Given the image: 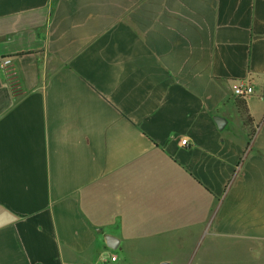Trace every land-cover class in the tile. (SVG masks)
<instances>
[{"label":"crops","instance_id":"crops-1","mask_svg":"<svg viewBox=\"0 0 264 264\" xmlns=\"http://www.w3.org/2000/svg\"><path fill=\"white\" fill-rule=\"evenodd\" d=\"M165 261L264 264V0H0V264Z\"/></svg>","mask_w":264,"mask_h":264},{"label":"built area","instance_id":"built-area-1","mask_svg":"<svg viewBox=\"0 0 264 264\" xmlns=\"http://www.w3.org/2000/svg\"><path fill=\"white\" fill-rule=\"evenodd\" d=\"M5 63H7L5 61ZM253 95V88H252V85L250 84L249 81H246V80H240L238 82H236L235 86L233 87V90H232V96L238 100H245L246 98L250 97ZM180 145L183 146V147H186L187 146V143L185 140H180ZM101 259V262L103 263H106L109 261L111 262H115L116 260V257L115 256H111L109 258L107 257H102L100 258Z\"/></svg>","mask_w":264,"mask_h":264},{"label":"water","instance_id":"water-1","mask_svg":"<svg viewBox=\"0 0 264 264\" xmlns=\"http://www.w3.org/2000/svg\"><path fill=\"white\" fill-rule=\"evenodd\" d=\"M103 241L106 245V247L112 251H116L118 249L119 241L117 238L110 236V235H104ZM158 264H170V262H160Z\"/></svg>","mask_w":264,"mask_h":264},{"label":"trees","instance_id":"trees-1","mask_svg":"<svg viewBox=\"0 0 264 264\" xmlns=\"http://www.w3.org/2000/svg\"><path fill=\"white\" fill-rule=\"evenodd\" d=\"M24 54H20V56H23ZM237 108L240 113V116L242 117L244 124L249 125L251 124V118L247 114L245 102L243 100H236Z\"/></svg>","mask_w":264,"mask_h":264},{"label":"rangeland","instance_id":"rangeland-1","mask_svg":"<svg viewBox=\"0 0 264 264\" xmlns=\"http://www.w3.org/2000/svg\"><path fill=\"white\" fill-rule=\"evenodd\" d=\"M107 257H109V255H108V253H107ZM260 256H259V254H257L256 256H255V263L257 262L258 263V261H259V258ZM260 264V263H259Z\"/></svg>","mask_w":264,"mask_h":264}]
</instances>
